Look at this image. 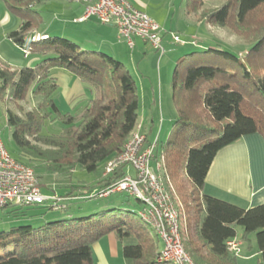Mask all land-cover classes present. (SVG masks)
Wrapping results in <instances>:
<instances>
[{"label":"trees","instance_id":"trees-1","mask_svg":"<svg viewBox=\"0 0 264 264\" xmlns=\"http://www.w3.org/2000/svg\"><path fill=\"white\" fill-rule=\"evenodd\" d=\"M1 1L20 20L7 39L20 50L28 44L29 56L38 58L32 67L0 68L1 101L18 105L31 97L38 102L23 114L17 106L22 115L7 110V126L19 150V156L13 158L33 168L38 180L39 169L58 176H71L77 169L100 174L138 132L145 138V148L154 144L151 166L162 164L161 177L179 215L182 213L183 250L193 264H237L236 252L227 246L230 241L245 244L260 255L257 264H264V204L243 210L203 193L209 168L221 149L252 134L264 141V0H223L219 7L199 14V22L225 28L250 47L241 55L208 46L175 61L171 100L176 120L172 136L159 147L151 129L140 131L138 88L119 61L49 34L28 43L43 25L34 8L43 0ZM184 3L186 14H193L200 12L203 0ZM254 26L259 29L254 31ZM161 30V39L168 36L172 42L171 33ZM56 69L72 74L91 89L92 99L75 114H62L54 102L58 86L50 72ZM55 121L61 125L60 132L47 133L46 123ZM125 167L129 166L80 187L69 185L66 205L59 209L65 219L0 231V264H93L91 247L109 234L129 242L122 253L132 264H171L156 263L160 240L139 212L95 208L88 216L73 217L81 208L69 206L71 202L88 199L94 190L105 191L125 176ZM79 189L85 192L75 195L74 190ZM22 208L27 206L1 210L9 209L8 214L19 220L25 217Z\"/></svg>","mask_w":264,"mask_h":264},{"label":"rangeland","instance_id":"rangeland-1","mask_svg":"<svg viewBox=\"0 0 264 264\" xmlns=\"http://www.w3.org/2000/svg\"><path fill=\"white\" fill-rule=\"evenodd\" d=\"M139 2L145 6L146 13L149 14L148 16L150 18H152L168 34L171 33L178 35L181 40L187 42L186 46L171 44L170 51H167V48L163 47L165 53L164 56L162 55L161 57H159V52H156L152 49H150L151 51L148 56H143L142 54L137 55L138 53L132 55V50L127 47L124 39L118 40L114 30L108 29L110 27L99 25L95 26V28L98 29L99 33L101 30L103 35L98 36L103 37L104 41L106 42L105 47H103L101 51L92 50V48H85L83 50L102 52L119 61L134 78V81L139 88V94L141 95L140 101L141 99H143V101L141 102L143 104L145 102L147 105L148 101L151 102L154 96L157 110L161 109L162 105L163 116L161 118V121L160 118L156 122L153 120L155 123H153L154 126L152 135L154 136H151L152 138L154 137L158 139L159 143L157 144V147H159L160 143H164L172 136L171 131L176 120V113L172 106L171 100V77L173 69L175 67V61L183 55L190 54L192 52H198L208 46H210L211 48L219 47L221 50H226L233 54H246L250 46L225 28L210 27L199 22L202 18V16L199 14H201L202 11L219 7L223 3V0H203V5L200 9V12L193 14H186L184 0H139ZM73 4L74 3L71 4L69 0H43L42 2L37 4L34 8L36 11H39V14L43 20V25L40 29L46 27L53 31H50L52 33L51 35L53 36L60 37L62 39L71 37L72 39L73 36L62 34L64 32H61L60 29L64 28V18L68 19L69 15H73L69 17L71 18V20L68 19V22L71 23L72 19L76 17V10L74 9L75 7ZM6 12L7 10L0 0V20L2 19V17H5ZM19 25L20 20L14 16H11L10 14L7 23H3L1 25L0 21V68L6 66L10 67L11 64H9V59L17 57L20 58L24 63L30 62L32 66L36 64V62H34V58L36 57L33 56H29V59L24 61L22 59L21 50L7 39L8 34L16 30ZM69 26L72 27L74 25L71 24ZM4 29L6 31H4ZM253 29L255 31L259 28L254 26ZM55 31H60L59 33L61 34H56ZM79 33H77L78 37L86 36L92 38L93 40L97 39L89 32H86L85 34ZM32 36L34 37V34H32ZM193 40H196L199 43V46L191 45L190 42ZM172 50H175V59L171 63L168 61L169 59H172V55H170V57L168 55V52H171ZM152 54L155 55V59L151 60ZM159 59L160 61L158 63L157 60ZM159 67L160 72L158 71ZM139 71L145 74L146 79L143 80V78L137 76L136 73H139ZM141 80H143L142 83L140 82ZM56 97L57 96L55 95L54 99H56ZM6 99H8V96L6 97ZM34 100L35 99L29 97L27 101H23L17 105L14 104L12 100H9L7 102L1 101L0 99V139L2 140L4 148L6 149L8 154L14 158L19 156V150L13 143L10 136V128L7 126V110H11L17 115H22L23 113L33 110L37 107L38 102ZM56 105L58 106L62 114H73L72 112H68L66 108L67 103L64 100H56ZM84 105L85 104H83L82 106ZM17 106L19 108H22V114L18 110ZM149 112H152V110L144 111L143 106L139 107L138 125L140 124V126H142L143 130L146 132L148 131V126L152 125V123L149 122ZM46 127V131L49 134L58 133L61 130L60 123L56 121L52 124L46 123ZM128 169L130 173H133L130 167ZM103 172L100 174H88L77 169L71 174V176H58L52 173H47L41 169L36 170V173L40 177L39 182L42 194L47 196L55 195L56 197L60 198V201L58 202L59 206L66 205V201L62 202L61 200L66 199L64 198V195L70 191L69 185L80 187L82 185L89 184L96 179H100L103 176ZM65 177H70L69 181L65 180ZM56 178L59 181L56 180ZM74 191L75 195L85 192V190L82 189ZM98 193V190H94L90 194V196H87L88 199L71 202L69 206L81 208V212L78 214H74L73 217L79 218L88 216V211L95 208L100 209V211L120 209L122 211L134 214H137L142 210L143 206L139 205L136 202V198L134 196H129L126 193H118L104 198H92ZM127 198H129V202H125ZM47 206H50V203L47 202L43 205H34L27 206V208H22V212L24 213L25 217L20 218L19 220L13 219L8 214L9 209H6L7 211L0 209V231H6L13 226H32L35 228L47 223L65 219L63 211H59V209L50 210L46 208ZM69 217L71 216H66V218ZM178 224L180 239L181 241H183L185 238V228L181 212ZM248 253H251V251H249L246 246L240 248V251L236 254L238 264H257V257H250Z\"/></svg>","mask_w":264,"mask_h":264},{"label":"built area","instance_id":"built-area-1","mask_svg":"<svg viewBox=\"0 0 264 264\" xmlns=\"http://www.w3.org/2000/svg\"><path fill=\"white\" fill-rule=\"evenodd\" d=\"M85 6L82 18H94L102 25L115 28L120 38L132 47V40L138 38L148 44L153 50L163 55L161 28L148 15L136 9L128 0H80ZM173 45L184 46L185 41L179 36L170 35ZM41 38L33 37L28 43ZM198 46L196 41L191 43ZM23 57L29 56V46L22 50ZM144 136L134 132L124 145L122 152L107 162L103 176H109L122 166H129L135 172V177L127 174L105 191L97 194L104 198L110 194L126 193L134 196L144 206L138 215L150 225L157 234L162 248L157 263L193 264L183 250L179 234V212L175 208L171 196L161 177V163L151 166L154 144L144 147ZM61 200L62 202L65 201ZM60 198L55 195L42 194L40 182L33 168L17 162L8 154L0 139V209L5 207L34 206L50 203L53 209H63L59 206ZM227 246L231 251L238 250V242L230 241Z\"/></svg>","mask_w":264,"mask_h":264},{"label":"crops","instance_id":"crops-1","mask_svg":"<svg viewBox=\"0 0 264 264\" xmlns=\"http://www.w3.org/2000/svg\"><path fill=\"white\" fill-rule=\"evenodd\" d=\"M69 1L71 2V4L74 3L73 5L75 7L74 9L76 10V15H75L76 17L72 19L71 23H69L68 21L71 20V18L69 17L73 15L68 16L69 20L64 18L63 20L64 28L60 29L61 32H64L62 34L73 36L72 39L71 37H68L69 40L76 43L82 50L85 48H92V50L101 51V49L105 47L106 42L104 41L103 37L98 36L103 34L101 30L99 33L98 29H96L95 26H99L102 24L98 23L94 18H89L87 20H82L80 22L79 19L82 18L85 12L84 4L80 0H69ZM129 2L130 3L132 2L131 4L139 11L145 13L146 15H149L148 13H146L145 6L141 4L139 0H131ZM8 19H9V13L6 12L5 17H2V19L0 20L1 25L3 23H7ZM71 24L74 25L72 26L73 28L69 26ZM104 26L110 27L108 29L114 30L118 40L122 39L118 36L115 28L109 25H104ZM4 31L6 30L4 29ZM50 31L52 30L45 27L35 32L34 37L35 36L45 37V35L48 34L51 35L52 33ZM78 31L81 34L83 33L85 34L86 32H89L97 39L93 40L92 38L86 36L78 37L77 36V33H79ZM55 32L56 34H61L59 33L60 31L58 32L55 31ZM31 37L33 36L31 35ZM126 45L130 50H132V55L138 53L137 55L142 54L143 56H148V54L151 51L150 50L151 48L148 46V44H146L145 42H143L138 38H134L132 40V47H130L127 43ZM162 45L163 47L167 48V51L171 50V43L168 36L163 37ZM174 51L175 50L168 52L169 56L172 55V59H169L168 62L172 63L173 60L175 59ZM161 56L162 55H160L159 57ZM22 59L26 61L29 59V56L27 58H24L22 55ZM152 59H155V55L153 54L151 55V60ZM37 61L38 58H34V62L37 63ZM157 61L159 63L160 59ZM9 62H10L9 64H11L10 67H13L12 69L32 67L30 62L24 63L18 57L9 59ZM158 71L160 72V67ZM136 74L138 77L143 78V80L146 79V76L143 72L139 71V73ZM50 76L55 80L58 86V90H57L58 94L56 93L57 97L56 99H54V102L56 104V100L59 99L64 100L67 103L66 108L68 112H72L73 114L79 112L84 107H86L89 101L92 99V92L90 87L81 83L75 76L66 72L65 70H59V69L52 70L50 72ZM143 80H141L140 82L142 83ZM138 93H139V88H138ZM140 96L141 95L139 94V107L143 106L144 111L152 110V112L148 113L149 122L152 123V125L148 126V130L151 129L153 132V126H154L153 123L159 120V118L161 121V118L163 116L162 105H161V109L157 110V105L154 96L151 102L148 101L147 105L145 102L144 104L141 102L143 101V99H141L140 101ZM83 104L85 105L82 106ZM139 127H141L140 131L146 133V131L143 130L140 124ZM128 168L129 167H125V172H126L125 174L134 177L135 176L134 171L132 170L133 173H130V171H128L129 170ZM203 193L207 196L213 197L217 200L231 204L243 210H248L263 205L264 204V141L262 137H260L257 134L248 135L242 137L237 142L221 149L215 156L209 168V171L205 179ZM126 243L129 242L126 240L120 242L116 239V237L113 234H109L103 237L97 243L93 244V246L91 247L93 264H132V261L125 258L122 253L123 246ZM245 246H246L245 244L238 242V250L236 251V254L240 251L241 247H245ZM161 248L162 245L160 247V250ZM248 255L250 257L253 256L257 257V262L260 260V255L257 254L256 252L248 253Z\"/></svg>","mask_w":264,"mask_h":264},{"label":"clouds","instance_id":"clouds-1","mask_svg":"<svg viewBox=\"0 0 264 264\" xmlns=\"http://www.w3.org/2000/svg\"><path fill=\"white\" fill-rule=\"evenodd\" d=\"M31 38H33V37H31ZM31 38H30V39H31ZM39 38L43 39L44 37H39ZM30 39H29V40H30Z\"/></svg>","mask_w":264,"mask_h":264}]
</instances>
